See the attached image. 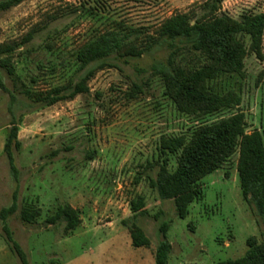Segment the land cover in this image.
<instances>
[{
	"label": "rangeland",
	"instance_id": "1",
	"mask_svg": "<svg viewBox=\"0 0 264 264\" xmlns=\"http://www.w3.org/2000/svg\"><path fill=\"white\" fill-rule=\"evenodd\" d=\"M200 1L25 0L0 14V42L20 39L34 26L47 24L14 60L23 82L47 90L71 78L76 69L73 52L98 33L120 28L119 24L154 32L162 20ZM222 10L237 18L248 10L263 11L264 0H224ZM167 55L165 48H155L140 59L114 60L115 67L91 80L89 93L44 108L31 105L0 67V78L16 96L12 103L10 92L0 88V211L12 204L15 193L20 207L42 209L35 223L23 221L19 211L8 219L30 264H156L164 220L170 222L168 264H220L243 256L250 236L264 240V220L243 198L237 154L203 178L204 197L190 205L184 219L177 216L174 201L162 199L152 186L163 135H190L195 126L233 112L202 119L178 112L164 95L154 67ZM136 85L141 91L133 98ZM217 88L238 90L247 131L264 134V61L249 56L245 77H224ZM12 112L21 119V148L15 150L18 179L4 153ZM169 157L173 170L176 156ZM138 195L145 197L148 214L134 217L131 201ZM67 203L82 218L69 236L65 222H46ZM129 219L145 230L149 247L132 244L124 224ZM0 264H21L5 239L1 218Z\"/></svg>",
	"mask_w": 264,
	"mask_h": 264
},
{
	"label": "trees",
	"instance_id": "2",
	"mask_svg": "<svg viewBox=\"0 0 264 264\" xmlns=\"http://www.w3.org/2000/svg\"><path fill=\"white\" fill-rule=\"evenodd\" d=\"M25 0H0V14L20 5ZM224 0H201L190 10L165 18L154 32L141 28H112L98 33L73 52L76 69L63 84L47 90L28 86L17 74V51L35 39L47 24L34 26L20 39L0 42V67L15 81L16 87L31 102L44 108L61 101H71L80 94L90 92L89 83L98 72L115 67L114 60L140 59L155 48H165L167 57L155 65L164 87V95L181 114L202 119L225 110L229 116L211 123L195 126L190 135H163L160 140V165L152 186L162 199L175 203L177 216L186 218L190 205L204 197L202 180L223 167L238 155L237 170L244 200L252 211L264 220V134L258 129L247 131L246 114L240 109L242 94L232 88L222 92L217 83L224 77H245L246 59L254 55L264 61V10L243 12L234 17L222 10ZM93 8H91V14ZM36 82L37 79L33 78ZM20 83V86L18 85ZM0 88L8 91L14 103L16 96L0 78ZM141 87L136 85L131 97H136ZM4 153L10 170L18 179L15 150H20L18 139L21 119L12 112ZM170 155L177 164L171 170ZM229 176V174L227 173ZM138 182V181H137ZM134 217L147 215L146 199L138 195L131 201ZM19 211L27 223H35L42 209L33 205L19 206L17 194L8 207L0 211L5 239L21 264H30L27 252L14 238L8 224L10 216ZM157 218L160 215L156 216ZM47 223L65 222V235L69 236L82 223L78 209L70 204L60 205L49 215ZM135 247H149L151 240L145 230L133 220H125ZM170 222L160 226L161 240L155 250L156 264H168L172 244L167 239ZM248 250L243 256L220 264H264V240L253 235L247 240Z\"/></svg>",
	"mask_w": 264,
	"mask_h": 264
}]
</instances>
